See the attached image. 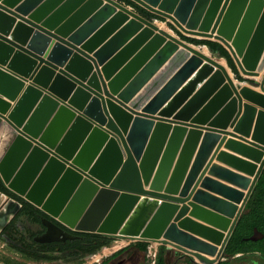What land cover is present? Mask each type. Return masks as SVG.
Here are the masks:
<instances>
[{"label": "water", "instance_id": "1", "mask_svg": "<svg viewBox=\"0 0 264 264\" xmlns=\"http://www.w3.org/2000/svg\"><path fill=\"white\" fill-rule=\"evenodd\" d=\"M132 1L244 80L118 0H0V181L74 233L217 264L264 169V0Z\"/></svg>", "mask_w": 264, "mask_h": 264}, {"label": "flooded vegetation", "instance_id": "2", "mask_svg": "<svg viewBox=\"0 0 264 264\" xmlns=\"http://www.w3.org/2000/svg\"><path fill=\"white\" fill-rule=\"evenodd\" d=\"M4 196L10 201L4 203L0 213V240L9 241L5 245L12 246L11 249L20 256L0 255V264H77V260L83 261L91 254L87 245L79 249L73 245L80 238L77 233L63 228L31 204L29 207L6 194ZM45 219L48 222H44ZM56 228H62L76 238L64 239V236H58L59 239L44 241L46 232H52ZM254 228L245 237V242L251 241L253 245L247 246L243 252L225 256L226 259L222 261L229 264H264V236L257 240L246 239L253 234ZM258 231L264 235L263 231ZM173 256L169 258L173 259L172 264H199L185 255Z\"/></svg>", "mask_w": 264, "mask_h": 264}, {"label": "trees", "instance_id": "3", "mask_svg": "<svg viewBox=\"0 0 264 264\" xmlns=\"http://www.w3.org/2000/svg\"><path fill=\"white\" fill-rule=\"evenodd\" d=\"M126 5L134 8L136 12L140 15L144 16L147 19L154 20L157 19L159 21H165V19L159 15L151 13L146 9L142 8L132 0H118ZM168 26L184 41L194 44V45H205L210 48L213 52H217L221 56L226 59L228 67L232 70L235 75V78L243 81V77L238 73L237 69L234 66L232 58L228 53L227 49L218 41L206 38H196L192 36H187L177 30L172 24L168 23ZM0 192L14 198L20 203L25 204L30 207V204L25 202L22 198L15 196L10 193L0 181ZM256 227L258 230L264 232V169L262 170L254 189L250 195L249 200L246 203L245 209L232 233V236L226 246L225 256L229 257L236 252H243L249 245H253L251 241L245 242V237L251 233L253 228ZM80 238L76 240L73 245L75 247L83 248L87 245V250L90 253H95L100 250L104 246H109L113 238H109L103 235L94 234V233H77ZM149 243L143 241H136L130 243L128 246L118 250L112 256L104 259L100 264H107L112 257L122 253L127 249V247L132 246L137 249L140 253L144 252L146 254L147 247ZM166 248L163 245L158 246L157 256L155 259V264H168L166 259ZM145 264H150V260L146 257ZM219 264H229L227 261H222Z\"/></svg>", "mask_w": 264, "mask_h": 264}, {"label": "rangeland", "instance_id": "4", "mask_svg": "<svg viewBox=\"0 0 264 264\" xmlns=\"http://www.w3.org/2000/svg\"><path fill=\"white\" fill-rule=\"evenodd\" d=\"M168 29H171V28L168 27ZM195 47L202 52H206V54L208 56L215 58L216 60L221 62L223 65L226 66V68L229 71L228 64H227V62L223 56H221L217 52H213L210 48H208L205 45H196ZM201 47H203V48H201ZM229 72H231V71H229ZM232 77H234V75H232ZM250 82L254 84V81L250 80ZM117 240L118 239H114L110 245L120 244L119 242H116ZM118 241H121V240H118ZM5 242H9V241L3 240V239L0 240V255L5 256L6 254H8V256H15V257L20 256L19 253L15 252L13 249H11L12 246L5 245ZM124 242L126 245H123V247H121V249L128 246L130 243L135 242V241L124 240ZM98 251H100V250H98ZM169 252H172V251L167 252L168 259L167 258L166 259H167L168 264H172L174 256L169 255L168 254ZM91 254H98V253L95 252V253H91ZM91 254L86 256V259H84L83 261L77 260V264H99L101 261L108 258L109 256H111L114 253L111 254V253L105 252V254L104 255L102 254V256L97 255L98 261H96V262L93 260H95L97 257L91 258L90 257ZM172 256H173V259H169ZM111 259H113V260L110 261L108 264H145L146 254L144 252L139 253L136 249H134V247L129 246V247H127V249L125 251L116 255L115 257H112Z\"/></svg>", "mask_w": 264, "mask_h": 264}, {"label": "crops", "instance_id": "5", "mask_svg": "<svg viewBox=\"0 0 264 264\" xmlns=\"http://www.w3.org/2000/svg\"><path fill=\"white\" fill-rule=\"evenodd\" d=\"M122 3V2H121ZM124 4V3H123ZM124 5H126V4H124ZM126 6H128V7H130L132 10H134V8H132L131 6H129V5H126ZM165 19V18H164ZM154 22H155V24L157 25V26H159L160 28H163L164 30H166L167 32H170V33H174V35L175 36H177V37H179L172 29H168V23H170V22H168L166 19H165V21L163 22V21H159V20H157V19H154L153 20ZM171 24V23H170ZM173 25V24H172ZM174 26V25H173ZM175 27V26H174ZM176 28V27H175ZM180 38V37H179ZM188 43V42H187ZM189 44H191V43H189ZM192 45V44H191ZM193 46H196V45H194L193 44ZM43 57H44V55H42ZM232 58V57H231ZM232 61H233V63H234V66H235V68L238 70V67H237V65H236V63H235V61H234V59L232 58ZM229 71H231V72H229ZM229 73H230V75L232 76V75H234V73L232 72V70L229 68ZM234 77H235V75H234ZM234 77H232L233 79H234V81L235 82H242V81H240V80H238V79H235ZM246 81H249V80H246ZM252 81V80H251ZM27 84V83H26ZM248 84V86H250L252 89H254V90H256V91H259V88L257 87V86H255L253 83H247ZM233 130H234V128L232 127V126H228L225 130H222L221 132H223V133H226L225 135H223V134H220V136H222V137H226V140H228V139H230L231 137H230V134L233 132ZM219 143H220V139H218V141H216V143L214 144V146H213V148H212V152H211V154H210V156H209V158H208V160H207V165L208 164H211V165H213V164H216V165H219V166H222V167H225V168H228L229 170H232V171H234V169H232V168H230V167H227L225 164H223V163H221V161H219L218 159H217V156H218V153L220 152V151H226V152H229L230 154H235V153H233V151H228L226 148H225V141H224V143L223 144H221L220 145V147H219ZM209 170V169H208ZM206 171L205 173H203V176L204 177H208L209 175H208V172L209 171ZM202 172V171H201ZM234 172H236V171H234ZM213 178H215V177H213ZM198 179V178H197ZM195 180V182L197 181V185L195 184V182L193 183V185L195 184V186H196V190H199V189H202V187H201V180H200V178L198 179V180ZM217 180V179H216ZM222 182V181H221ZM224 184H227V183H225V182H223ZM230 186V185H229ZM189 193H191V192H188V194L186 195V197H183L184 198V200H185V198H188L184 203H183V205H188V204H190L191 202H193L192 201V198H193V196H191ZM178 193L176 194V195H173V196H176V197H178ZM215 196H218V195H215ZM178 206L180 207V206H182V204H178ZM190 207H189V211L187 212V214L185 215L186 217L188 216V214L190 213ZM245 209V208H244ZM244 211V210H243ZM198 222H200V223H202L201 221H198ZM203 224V223H202ZM136 242V241H135ZM149 243V242H148ZM135 249V248H134ZM137 250V249H136ZM170 250H172V252H169L168 254L169 255H173L174 254V249H170ZM138 251V250H137ZM139 252V251H138ZM140 253V252H139ZM180 255H182V253H180ZM112 256V255H111ZM110 257V256H109ZM166 258H168V256H167V254H166ZM226 259V257H224L222 260H225ZM112 260V259H111ZM110 260V261H111ZM221 260V261H222ZM109 261V262H110ZM108 262V263H109Z\"/></svg>", "mask_w": 264, "mask_h": 264}, {"label": "built area", "instance_id": "6", "mask_svg": "<svg viewBox=\"0 0 264 264\" xmlns=\"http://www.w3.org/2000/svg\"><path fill=\"white\" fill-rule=\"evenodd\" d=\"M116 242H119L120 244H116V245H109V246H104L100 249V251H97L96 253L98 254H91V258L93 257H97L95 260L93 261H98V256L97 255H100L102 256V254L104 255L105 252H108V253H115L117 252L118 250L121 249V247H123V245H126L124 240H121V241H116ZM158 244L156 243H149L148 247H147V251H146V257L150 260V264H155V259H156V256H157V251H158Z\"/></svg>", "mask_w": 264, "mask_h": 264}, {"label": "bare ground", "instance_id": "7", "mask_svg": "<svg viewBox=\"0 0 264 264\" xmlns=\"http://www.w3.org/2000/svg\"><path fill=\"white\" fill-rule=\"evenodd\" d=\"M174 34V33H173ZM193 45V44H192ZM201 48H203V47H201ZM202 50V49H201ZM205 50V49H204ZM207 51V50H206ZM204 54H206V52H203ZM207 55V54H206ZM260 77H261V74L258 76V77H256V80H260Z\"/></svg>", "mask_w": 264, "mask_h": 264}]
</instances>
